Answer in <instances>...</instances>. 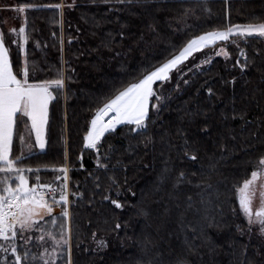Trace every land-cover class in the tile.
<instances>
[{
    "label": "trees",
    "instance_id": "16d2710c",
    "mask_svg": "<svg viewBox=\"0 0 264 264\" xmlns=\"http://www.w3.org/2000/svg\"><path fill=\"white\" fill-rule=\"evenodd\" d=\"M18 2L16 6L39 5L22 12L29 34L26 54L45 69L38 78L55 79L61 56L70 62L73 76L66 81L68 87L49 104L45 149L32 152L23 162L40 169L29 174L30 183L36 182V176L41 183H52L61 174L53 171V166L58 168L67 161L70 167L69 188L81 194L69 197L73 264H141L148 259L145 245L147 250L163 255V264L180 260L186 264H241L245 249L250 264H264V250H259L260 255L255 251L259 239L252 240L251 233L241 235L237 230L240 221L242 227L247 224L236 192L253 170L249 160L264 153V36L249 37L239 48L229 44L232 55L227 60L212 56L210 64H200L211 54V47L190 58L191 62L186 63L192 71L183 78L174 76L165 85L168 102L159 117L152 115L146 132L127 134V127L117 126L114 134L102 138V153L109 145L115 149L111 158L103 161L107 170L95 163V149L83 148V134L90 109L96 106L95 98L111 86L126 82L143 57L159 59L171 51L170 42L178 44L193 34L225 28L229 23L258 22L264 18V0H230V4L225 0H134L126 5L106 4L103 0ZM60 3L65 5L62 9L54 7ZM185 9L194 10L186 20L182 15ZM178 20L179 26L186 23L194 28L178 34ZM37 41L40 47H36ZM240 48L251 62L244 70L234 66ZM23 57L24 53L12 45L14 69L20 67L18 61ZM239 58L245 62L244 57ZM194 64L200 67L194 68ZM232 77H236L234 82ZM184 79L190 83L185 85ZM209 87L213 89L211 95ZM164 129L175 145L187 138L189 151H195L198 159H184L182 149L177 152L161 143ZM178 129L183 135L177 134ZM253 131L260 133L259 139H252ZM150 136L153 143L146 147L145 138ZM19 152L17 137L14 154ZM166 160L173 170L171 177L162 181ZM180 170L190 177L196 174L193 184L203 179L213 185V204L208 206L207 216L203 211H185L186 198L192 196L199 202L202 189L186 182L174 187L173 178ZM111 178L118 183L119 196L117 186L109 191ZM96 183L100 185L98 190ZM105 195L120 199L124 207L118 209L111 200H103ZM117 223L120 229H116ZM96 240H104L106 245L94 251ZM37 244H31L32 252L40 251ZM67 258L65 251L60 264H67Z\"/></svg>",
    "mask_w": 264,
    "mask_h": 264
},
{
    "label": "snow or ice",
    "instance_id": "6c2138e0",
    "mask_svg": "<svg viewBox=\"0 0 264 264\" xmlns=\"http://www.w3.org/2000/svg\"><path fill=\"white\" fill-rule=\"evenodd\" d=\"M103 2L126 5L133 3L134 0H103ZM225 3L230 4V0H225ZM64 6L57 4L54 7L62 9ZM67 6L72 7L73 5ZM36 7L39 5L19 4L16 6V11L26 12ZM115 10L122 9L116 8ZM193 11V9H185L182 14L183 19L186 20ZM228 15L230 17V13ZM26 24L25 19L18 29L11 27L7 35L0 30V264H60L65 251L68 257L67 264H73L69 197L70 195L81 196V194L71 192L69 188V167L67 164H62L58 168L53 166V171L63 174L57 175L54 183H41L39 176H36V182L30 183L29 174L34 171L39 172L40 169H33L23 163L32 153L33 148L45 149L46 131L50 122L49 103L58 98L59 94L68 87L66 81H71L73 76L69 72L70 62L65 61L61 56L60 66L55 70V79L38 78V74L45 69L39 63L31 61L26 54L25 45L29 40ZM150 27L155 31L153 26ZM192 28L194 26L186 23L183 27L179 26L178 20L175 32L179 34ZM119 35L123 38L125 34L121 31ZM254 36H264V18L244 25L229 23L225 28L212 29L198 35L193 34L178 44L170 42L168 47L171 51L162 54L159 59L143 57L135 74L130 75L126 82H121L119 86H111L107 92L95 98L96 106L90 109V118L86 122V131L83 134V148L95 149V163L98 168L107 170L108 165L103 161L109 160L115 149L109 145L108 149L102 153V138L114 134L117 126L127 127V134L146 132L152 115L159 117L165 103L168 102V97L164 94L165 85L171 82L174 76L183 78L186 73L192 71L187 67V63L191 62L190 58H194L195 54L211 47V54L201 60L200 64H210L212 56H223L227 60L232 55L228 50L229 44L239 48L241 42H246L247 38ZM238 38H244V40L241 41ZM218 42L219 46H217ZM62 44L63 40H61ZM11 45H15L20 53H24L23 59L18 61L20 65L18 69H14V61L10 58ZM36 47H40L39 41L36 42ZM239 57H244L245 62L242 63ZM250 63L245 50L240 48L234 66H239L241 70H244ZM200 64H194L193 67L199 68ZM71 72L74 73L75 69H71ZM235 79L236 77H232L233 82ZM183 83L187 85L190 81L184 79ZM179 88L180 83L177 82L176 89ZM207 92L211 95L213 89L209 87ZM185 115L190 114L185 113ZM261 123L264 124V121ZM33 133L34 141L32 140ZM177 134L183 135L179 129ZM17 137L20 152L14 154ZM251 137L259 139L260 133L253 131ZM149 143H153L151 136L145 138L146 147ZM161 143L168 145L170 150L175 149L179 152L182 149L184 159L193 161L198 159L195 151H189L191 146L187 138H184L183 144L175 145L171 142L167 129L162 130ZM65 159H68L67 151ZM249 163L253 168L250 176L243 179L242 184L236 188L240 211L247 221V226L237 225V230L243 235L245 232L251 233L255 228L258 229L260 235L264 236V184L259 183L264 180V153L259 154L255 160L250 159ZM172 170L166 160L161 180L171 177ZM195 177V173L190 177L186 171L180 170L173 178V186L176 187L186 182L201 188L199 202L194 201L192 196L186 198L185 211L197 214L203 211L207 216V208L213 204L211 199L213 185L206 183L203 179L195 180L193 184ZM111 179L109 191L112 186H117L116 195L119 196L118 183L114 178ZM99 188V183H96V189ZM257 192L260 196V206L254 211L253 201ZM103 200H111V204L118 209L124 207L120 199H111L110 195H105ZM56 208H60L61 211L55 212ZM115 227L120 229L121 224L117 223ZM194 231L195 228H193ZM92 236L95 239L96 232H93ZM46 237L51 241V250L49 246H46ZM34 242H38L37 246L41 249L38 253L30 250ZM95 243L97 248L94 251L106 245L104 240H96ZM22 248L23 251H21ZM145 249L148 259L146 262L141 261V264H163L164 258L161 253L147 250V245ZM85 251L88 250L85 249ZM150 251L151 255H149ZM246 252L245 249V258L241 264H250L247 261ZM177 264H186V262L180 260Z\"/></svg>",
    "mask_w": 264,
    "mask_h": 264
},
{
    "label": "rangeland",
    "instance_id": "374dc122",
    "mask_svg": "<svg viewBox=\"0 0 264 264\" xmlns=\"http://www.w3.org/2000/svg\"><path fill=\"white\" fill-rule=\"evenodd\" d=\"M66 1L70 2L72 0H66ZM15 3H16V0H0V30L4 31L6 35L8 34V30L11 27H16L18 29L19 26L21 25V23H24L23 13L16 11V4ZM240 25H244V24H240ZM11 38H15V37H11ZM22 128H23V125H22ZM32 140L33 141L35 140L34 133L32 134ZM34 151H41V149H39L38 147H35V148H33L32 152H34ZM66 164L68 165L67 161H66ZM68 167H69V165H68ZM69 172H70V167H69V171H68V177H69ZM60 175H63V174L61 173ZM54 182H52V183H54ZM69 182H70V179H69ZM259 183L264 184V180L260 181ZM253 204H254V211H255V208L260 206L259 192H257V195L254 198ZM69 208H70V204L68 206V210H69ZM239 210H240V208H239ZM54 211L58 213V212H60V208H56V209H54ZM240 213H242V212L240 211ZM242 216H243V213H242ZM242 218L245 220V222L247 224L245 217L243 216ZM238 225H240L241 227L243 226L241 221H240V223H238ZM36 235H39V233H36ZM250 236H253L252 240H254V239L258 240L259 239V241L256 243V250L255 251H257L258 254L260 255L261 252H259V250H261V251L264 250V236L260 235L258 229H255V228L251 232ZM46 240H47L46 246H49V250H51L50 249L51 241L48 240L47 237H46ZM257 246H259V247H257Z\"/></svg>",
    "mask_w": 264,
    "mask_h": 264
},
{
    "label": "crops",
    "instance_id": "0c3cea01",
    "mask_svg": "<svg viewBox=\"0 0 264 264\" xmlns=\"http://www.w3.org/2000/svg\"><path fill=\"white\" fill-rule=\"evenodd\" d=\"M62 1V0H61ZM19 2H18V0H16V3L15 4H18ZM60 4H64V3H60Z\"/></svg>",
    "mask_w": 264,
    "mask_h": 264
}]
</instances>
